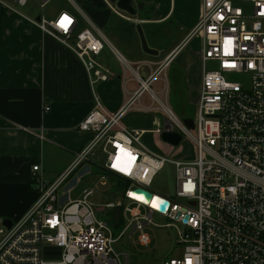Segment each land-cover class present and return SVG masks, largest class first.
I'll return each mask as SVG.
<instances>
[{"label":"built area","instance_id":"built-area-1","mask_svg":"<svg viewBox=\"0 0 264 264\" xmlns=\"http://www.w3.org/2000/svg\"><path fill=\"white\" fill-rule=\"evenodd\" d=\"M29 1L15 0L19 6ZM36 1L44 11L51 0ZM74 10L60 11L51 20L41 15L32 22L76 54L91 84L117 77L97 60L110 46L139 86L116 112L107 110L95 96L93 110L78 126L92 139L55 180L45 181L40 165L33 167L34 204L10 227L0 218V264H129V254L118 252L115 244L126 233L132 237L140 231L136 244L150 245L151 237L144 230L154 223V214L173 221L182 248L180 255L163 264H264V0H201L197 25L156 70L147 61L128 60L78 7ZM194 38L200 40L203 69L196 114L187 118L193 120L192 128L160 99L163 90L156 91L152 85L183 44ZM209 62L216 66L208 68ZM143 67L150 68L147 79L141 75ZM230 74L241 80L228 79ZM124 81H129L126 75ZM145 94L151 102L137 104ZM154 109L165 114V124L155 117L158 127L152 131L161 137L164 132L177 133L181 139L184 133L194 145L195 158L174 160L155 153L141 142L147 129H131L123 123L132 110ZM97 149L106 155L102 163L96 159ZM167 162L177 168L175 199L152 189ZM86 163L88 169L76 183L95 175L97 184L107 185L110 176L121 177L125 186L118 200L92 203L97 184L82 197L69 200L71 187L62 188ZM138 189L150 192L152 198ZM164 201L169 205L162 211L158 204ZM117 207L121 208L119 232L112 217ZM97 212L105 213L99 217Z\"/></svg>","mask_w":264,"mask_h":264},{"label":"crops","instance_id":"crops-1","mask_svg":"<svg viewBox=\"0 0 264 264\" xmlns=\"http://www.w3.org/2000/svg\"><path fill=\"white\" fill-rule=\"evenodd\" d=\"M79 1L85 12L81 8L80 11L116 49L115 43H121L132 53V45H136L133 29L144 24L145 37L156 44L152 49L158 53L141 59L132 57V61H147L152 70L182 45L197 25L201 11V0H132L136 9L134 16L118 7L120 0ZM30 5L19 6L15 0H0V218L12 222L23 218L37 198L33 167L40 165L42 178L53 181L91 141L92 134L79 130L78 126L93 110L95 96L107 110L116 112L139 86L110 46L104 48L97 60L115 71L117 77L91 84L76 54L32 22L41 15L51 20L60 11L69 10L62 9L47 17ZM74 8L70 12H74ZM115 10L131 19L120 16ZM172 33L179 35L170 51L159 58L166 48L158 42ZM126 35L130 46L124 45ZM193 40L183 44V49ZM150 73L148 67L141 69L144 79ZM124 75L129 78L127 83ZM198 81L200 86L201 73ZM148 100L145 94L137 104L147 105ZM46 106L49 111L45 110ZM146 115L141 110H132L124 116L123 123L131 129L146 130L147 124L154 121L150 114L152 121ZM87 169V164L78 168L68 180L69 184H75Z\"/></svg>","mask_w":264,"mask_h":264},{"label":"rangeland","instance_id":"rangeland-1","mask_svg":"<svg viewBox=\"0 0 264 264\" xmlns=\"http://www.w3.org/2000/svg\"><path fill=\"white\" fill-rule=\"evenodd\" d=\"M74 1L75 2L73 3L71 0H51L45 7L44 11L40 8V5L36 0H30L28 4H31L30 6H32L37 13L40 14L44 12L47 17H52L56 12L62 9H68L71 11L74 7H78L84 11V7L81 2L79 0ZM140 25L142 26V24ZM133 30L136 34V45H132V53L127 52L126 48L121 43H115L118 50H120L121 53L128 58V60L130 59L131 62H133L132 60H134L137 56L141 59L143 56L149 55L143 50L140 34L137 28L135 27ZM149 30L150 29H147V31ZM178 35L179 33H172L158 42V44H160L159 46H164L166 48L165 52L162 54L160 53L159 58L164 57L170 51ZM124 38L126 39L124 45L126 46L129 44L130 46L131 41L128 35ZM146 39L149 47L153 48L154 45H156L154 42L152 43L149 41L147 36ZM175 59L176 61L173 65L166 69V72H161L159 79L153 83L152 87L156 91L163 90V92L159 93L160 99H162L163 102H166L178 118L184 123L185 119L194 118L196 114V99L198 98L197 94H199L198 74L202 73L203 69V63L200 56L199 38H194L185 50L183 49L177 53L174 57V60ZM215 66L216 64L212 62L207 64L208 68H213ZM227 78L233 81L241 80L239 75L230 74L227 75ZM146 97L149 98L148 102L150 103L151 98L148 94H146ZM155 105L157 107L160 106L159 102H155ZM143 112L148 115L150 114L154 121L155 117H157L164 127L165 114L162 113L160 109ZM148 115L146 116L152 121L151 117ZM154 121L147 124V132L143 135L141 140V142L149 150L164 155L168 159L189 160L195 158L196 150L194 149V145L184 133L180 131L182 133L181 142L176 146L174 145L175 149H172L170 148V144L166 142L163 137L152 131L158 127ZM96 154V159L99 162L102 163L106 160V155L101 154L98 149L96 150ZM176 176V165L172 162H167L156 176L152 189L175 199ZM110 178L111 179L107 185H99L97 193L90 198L92 203L101 205L110 200H118L121 188H118V185L116 184V181L113 180L112 176H110ZM97 179L98 177L95 175L86 176L82 182H77L75 184H69V182H67L63 186L62 190H67V188L71 187L69 191V200L78 199L84 195L87 189L96 186ZM124 203L127 204L128 201H124ZM104 213L105 212H97V215L101 217L104 216ZM124 216L125 215L123 214V217ZM153 222V224L146 225L144 230L149 233L151 237L152 241L150 245L143 246L136 244L140 231H136L132 237H130V232L126 233L121 242L115 244V248L118 252L129 254V264H163L166 259L176 257L181 254L182 248L177 243L176 227L171 225L173 221L166 216L154 214ZM121 228L122 225L116 227L115 231L119 232Z\"/></svg>","mask_w":264,"mask_h":264},{"label":"water","instance_id":"water-1","mask_svg":"<svg viewBox=\"0 0 264 264\" xmlns=\"http://www.w3.org/2000/svg\"><path fill=\"white\" fill-rule=\"evenodd\" d=\"M118 7L121 10L129 13L130 15H133V16L136 15V9L134 8V6L132 4V0H120L118 2ZM38 19H40V17ZM137 30L140 34V38H141L142 47H143L144 52L149 54V55H157L158 51L149 47L147 39H146L145 34L143 32V29H142V26L140 24L137 25ZM185 122L187 125H189L190 127L193 128L194 124H193L192 119H186ZM162 137L166 142L172 143L174 145H178L181 142V136L177 133L164 132L162 134ZM137 192L143 193L148 199L152 198V194L148 191L138 189ZM168 205H169V202L164 201L162 204H158V207L162 211H165V209L167 208ZM112 217H113V226L117 227L121 222V208L120 207H117L116 209L113 210ZM4 222L8 227H10L12 225V221L10 219H5Z\"/></svg>","mask_w":264,"mask_h":264},{"label":"trees","instance_id":"trees-1","mask_svg":"<svg viewBox=\"0 0 264 264\" xmlns=\"http://www.w3.org/2000/svg\"><path fill=\"white\" fill-rule=\"evenodd\" d=\"M112 177H113V180L116 181V184L118 185V188H121L120 190H122L123 187L125 186V181L122 178L117 177V176L116 177L115 176H112Z\"/></svg>","mask_w":264,"mask_h":264},{"label":"snow or ice","instance_id":"snow-or-ice-1","mask_svg":"<svg viewBox=\"0 0 264 264\" xmlns=\"http://www.w3.org/2000/svg\"><path fill=\"white\" fill-rule=\"evenodd\" d=\"M67 18L65 17V18H62V20H61V25L62 26H65L64 25V20H66ZM231 43H232V41L231 40H227L226 41V44H228V45H231ZM229 67H235V65L233 64V65H228ZM154 206H157V205H154Z\"/></svg>","mask_w":264,"mask_h":264}]
</instances>
